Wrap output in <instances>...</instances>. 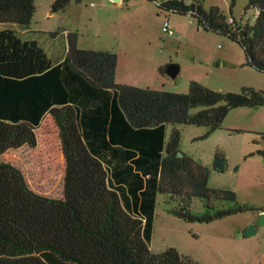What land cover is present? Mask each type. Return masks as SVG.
Segmentation results:
<instances>
[{"label": "trees", "instance_id": "trees-1", "mask_svg": "<svg viewBox=\"0 0 264 264\" xmlns=\"http://www.w3.org/2000/svg\"><path fill=\"white\" fill-rule=\"evenodd\" d=\"M70 1L55 0L51 12ZM145 1L228 38L243 66L264 74V0H247L251 23L232 17L234 0L229 17L201 0ZM34 12V0H0V24L26 28ZM116 65L115 53L78 48L76 33L53 63L35 40L0 29V264H196L172 247L150 250L157 195L187 223L248 210L233 191L208 187L210 170H226L224 154L215 151L210 168L178 157L180 132L172 126L166 138V128L203 127L206 139L231 110L264 106V91L194 81L187 93L140 88L116 83ZM193 198L202 213L191 212Z\"/></svg>", "mask_w": 264, "mask_h": 264}, {"label": "rangeland", "instance_id": "rangeland-1", "mask_svg": "<svg viewBox=\"0 0 264 264\" xmlns=\"http://www.w3.org/2000/svg\"><path fill=\"white\" fill-rule=\"evenodd\" d=\"M55 0H34L35 12L28 27L13 28L22 40H35L53 63L65 55L67 34L76 33L77 47L108 51L117 55L116 73L125 85L149 86L171 93H187L191 81L221 93L241 88L264 91V74L243 66L241 48L228 38L198 28L189 15L160 10L145 0H71L58 12H51ZM205 9L218 7L227 17L231 0H201ZM247 0H234L232 17L251 23L255 10L244 8ZM168 23L172 34L163 32ZM175 64V79L159 68ZM199 108L193 109L195 113ZM175 126L180 132V153L208 168L213 154L221 151L227 167L224 173L210 170L208 187L231 190L237 202L248 210L210 223H187L174 217L175 202L157 195L150 250L160 253L168 247L196 264H264V226H257L264 210V106L231 110L220 130L206 139L203 127L169 125L166 138ZM216 208L229 203L216 201ZM190 210L204 211L203 202L193 198ZM254 225V233L245 235Z\"/></svg>", "mask_w": 264, "mask_h": 264}, {"label": "water", "instance_id": "water-1", "mask_svg": "<svg viewBox=\"0 0 264 264\" xmlns=\"http://www.w3.org/2000/svg\"><path fill=\"white\" fill-rule=\"evenodd\" d=\"M179 72V67L178 65L175 64H169L165 67V73L171 78V79H175L177 74ZM181 153L179 152L177 154L178 157H181ZM256 225L257 226H264V211L260 212L257 216V220H256ZM254 233V225L251 224L247 231L245 232V235H251Z\"/></svg>", "mask_w": 264, "mask_h": 264}, {"label": "crops", "instance_id": "crops-1", "mask_svg": "<svg viewBox=\"0 0 264 264\" xmlns=\"http://www.w3.org/2000/svg\"><path fill=\"white\" fill-rule=\"evenodd\" d=\"M63 57H64V56H62V58H63ZM62 58L59 59V61H61ZM59 61H57V62H55V63H58ZM114 78H115V82L118 83V84H125V83H126L123 79H121V78H119V77L117 76L116 71H115V76H114ZM130 85H132V86H136V87H140V88H150L149 86H138V85H135V84H130ZM150 89H155V90H157L156 88H150ZM168 126H169V125H167L166 130L168 129ZM175 128H176V127H175ZM107 159H108V157H107ZM154 209H155V208H154ZM149 246H150V245H149Z\"/></svg>", "mask_w": 264, "mask_h": 264}, {"label": "built area", "instance_id": "built-area-1", "mask_svg": "<svg viewBox=\"0 0 264 264\" xmlns=\"http://www.w3.org/2000/svg\"><path fill=\"white\" fill-rule=\"evenodd\" d=\"M229 22H230V20H229ZM163 32L166 33L167 35L172 34L171 30L168 29V23L167 22H165V24L163 25Z\"/></svg>", "mask_w": 264, "mask_h": 264}]
</instances>
